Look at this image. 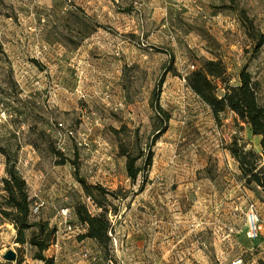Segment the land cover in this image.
I'll list each match as a JSON object with an SVG mask.
<instances>
[{"label":"rangeland","instance_id":"374dc122","mask_svg":"<svg viewBox=\"0 0 264 264\" xmlns=\"http://www.w3.org/2000/svg\"><path fill=\"white\" fill-rule=\"evenodd\" d=\"M234 4L264 33V0H0V147L16 155L31 219L57 228L45 251L56 264H264V193L229 151L236 136L264 162L259 136L229 109L215 117L185 80L220 58L230 84L242 68L259 80L264 103V43L254 51ZM162 77L171 117L157 133L150 102ZM152 140L133 182L119 144L141 165ZM5 175L0 151V206ZM77 176L116 192L104 201L106 251L75 213L78 203L102 211ZM16 236L0 214V259L14 249L11 264L33 263Z\"/></svg>","mask_w":264,"mask_h":264},{"label":"trees","instance_id":"16d2710c","mask_svg":"<svg viewBox=\"0 0 264 264\" xmlns=\"http://www.w3.org/2000/svg\"><path fill=\"white\" fill-rule=\"evenodd\" d=\"M232 7H234L233 11L245 28V32L253 40L254 51H258L264 43V33L257 30L253 19L248 16L244 9H239L236 4ZM185 80L187 86L204 103L209 105L215 117L229 109L245 122L252 133L259 136V145L264 153V103L259 98L260 82L253 77L250 71L242 68L239 73V83L233 85L229 82L226 66L220 58H205L201 60L196 69L190 70L186 74ZM163 82L164 78L162 77L153 88L150 102L155 113L153 122L157 133L166 130L171 117L170 113L159 102ZM125 128L123 126L113 130L119 133ZM152 142L153 140L150 142L147 151L142 152L144 161L141 165L136 162L139 154L135 155L130 152L123 141L119 144L120 153L126 156L127 175L133 182L152 163ZM0 151L6 156V175L2 178L5 195L4 202L0 206V214L16 228V241L20 244H29L33 249L31 254L33 263H24L23 259H18L15 264H56L54 256L47 255L45 251L53 243L57 228L51 225L48 220L31 219L27 184L16 166V155L11 156L4 147H0ZM53 151L55 154L61 155L58 150ZM229 151L238 162L244 183L249 187L259 188L264 193V162L261 154L254 148H246L245 142H240L236 136L229 144ZM66 159L59 160L58 163H65ZM71 162L75 163V160H71ZM77 177L84 192L94 200L99 208H102L101 212L93 214L85 204L78 203L74 206L78 219L87 225L84 236L96 240L106 251L110 241L111 221L107 214L108 207L104 201L107 200L109 194L116 196V192L99 185L88 184L80 176ZM0 264H11V261L0 259Z\"/></svg>","mask_w":264,"mask_h":264},{"label":"built area","instance_id":"2783aa9c","mask_svg":"<svg viewBox=\"0 0 264 264\" xmlns=\"http://www.w3.org/2000/svg\"><path fill=\"white\" fill-rule=\"evenodd\" d=\"M257 216L254 213H250L249 216V223H250V235L251 236H257L258 235V229L260 226H257Z\"/></svg>","mask_w":264,"mask_h":264},{"label":"water","instance_id":"95a60500","mask_svg":"<svg viewBox=\"0 0 264 264\" xmlns=\"http://www.w3.org/2000/svg\"><path fill=\"white\" fill-rule=\"evenodd\" d=\"M3 257L6 261H13L16 259V252L14 249H9L3 254Z\"/></svg>","mask_w":264,"mask_h":264}]
</instances>
